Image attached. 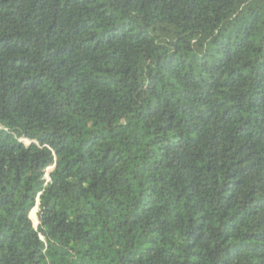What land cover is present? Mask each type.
Here are the masks:
<instances>
[{
    "label": "trees",
    "instance_id": "obj_1",
    "mask_svg": "<svg viewBox=\"0 0 264 264\" xmlns=\"http://www.w3.org/2000/svg\"><path fill=\"white\" fill-rule=\"evenodd\" d=\"M0 264H264V0H0Z\"/></svg>",
    "mask_w": 264,
    "mask_h": 264
},
{
    "label": "water",
    "instance_id": "obj_2",
    "mask_svg": "<svg viewBox=\"0 0 264 264\" xmlns=\"http://www.w3.org/2000/svg\"><path fill=\"white\" fill-rule=\"evenodd\" d=\"M34 211H35V209H34Z\"/></svg>",
    "mask_w": 264,
    "mask_h": 264
}]
</instances>
